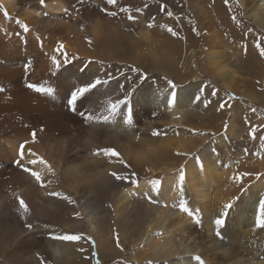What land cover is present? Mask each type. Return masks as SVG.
Masks as SVG:
<instances>
[{"label": "bare ground", "instance_id": "obj_1", "mask_svg": "<svg viewBox=\"0 0 264 264\" xmlns=\"http://www.w3.org/2000/svg\"><path fill=\"white\" fill-rule=\"evenodd\" d=\"M238 2L249 13L247 18L264 30V0ZM116 4L107 0H44L43 5L40 0H0V264H92L84 259V254L90 255L88 235L98 252L109 250L114 260L117 248L105 233L115 227L122 237L127 236L125 241L143 247L142 258L152 259L146 264H199L195 256L204 264H264V228L256 227L261 182L244 190V198L226 215L221 213L225 223L217 225V219L204 214L209 210L200 200L208 195H200L198 189L224 177L227 170L216 173L217 158L207 149L199 152L198 160L180 162L179 151L186 146L183 139L173 136L177 131L173 125L186 116L188 111L179 108L198 93L199 78L195 67L184 66L178 72L184 62L181 44L185 36L193 41L185 32L188 22L184 16L185 21H178L175 13L149 21L146 13L139 12L129 19L132 15L126 16ZM231 9L221 4L222 15ZM17 20L29 30L25 32ZM171 23L183 33L180 40H172L175 36L163 31ZM134 25L135 29H126ZM59 44L64 47L58 51ZM126 50L130 58L123 59ZM219 55L209 51L205 56L211 73L220 77L223 89L247 94L239 89L236 71L228 69ZM53 56L60 63L58 69ZM65 57L70 63H64ZM131 64H142L139 70L147 74L149 64L151 71L165 73L174 88L157 78L144 81L129 69ZM110 65L129 70L117 71ZM97 78L108 83L69 106L71 92ZM28 84L53 92H39ZM173 92L175 102L169 107ZM126 94L128 100L108 121L86 119L88 114L108 115L107 101L124 100ZM129 109L132 121L126 124ZM154 131L158 134L153 135ZM106 147L119 156L94 154ZM181 166L183 198H189V209L198 221L197 231H188L185 239L182 213L172 220L176 209L170 208L181 198ZM25 169L40 172L43 186ZM112 172L125 179H116ZM153 180L160 181L158 190H153ZM51 192L63 193L75 203ZM17 195L28 204L29 213L20 210ZM220 201L224 210L228 199ZM157 230L162 232L161 240L151 244ZM64 234H82L83 238H52ZM214 238L218 244L207 243ZM241 241L242 245L237 244ZM128 255L139 261L131 251Z\"/></svg>", "mask_w": 264, "mask_h": 264}, {"label": "rangeland", "instance_id": "obj_2", "mask_svg": "<svg viewBox=\"0 0 264 264\" xmlns=\"http://www.w3.org/2000/svg\"><path fill=\"white\" fill-rule=\"evenodd\" d=\"M118 1L116 5L120 6L119 9L124 7L129 8V12H124L126 16L132 15V17H135L137 13L144 12L148 20L153 21L166 18L169 16L168 13L171 12L175 13L178 21H185L182 18L184 16L188 22L185 32H188L187 34L193 38V41L187 40L185 36L181 44L184 62L186 63L180 62L178 72L183 71L184 66L198 68L199 78L196 81L198 93L188 104L179 108L180 110L186 109L188 114L186 113L181 123L173 125L177 127V131L172 134L181 140L183 139L182 142L186 146L185 150L179 151L180 162H185L188 158L198 160L200 156L199 152L207 149L213 157L217 158L216 173L220 174L225 169L227 170L224 177L214 179L211 181V185L202 186V189H198V191L201 190L199 191L200 195H208L200 200L201 202H205V206L209 210L204 214L210 215L209 217L215 219L220 218L223 211L231 210L233 206L244 198V193L250 190L251 186L258 181L261 182V188L259 189L260 201L264 199V139H262L264 138V56L260 54V48H264V30L247 18L249 13H245L244 8L239 5L238 0H227V2L226 0ZM223 1L225 2L223 3ZM221 4L222 6L232 8L227 16L221 14ZM249 8L250 6H248L247 10ZM136 9H140V11H136ZM233 17H235V20H233ZM135 27L137 26H129L126 29L133 30ZM169 27L177 33L175 37L171 33L172 40H180L183 34L181 30L172 23L169 24ZM163 31L165 33L168 32L165 27ZM172 45L177 46L176 43ZM192 50L193 54H191ZM157 51L159 52L160 50ZM209 51L219 52V57L223 61L222 63H226L228 69L236 71L237 80L240 81V83H237L239 89H244L247 94L232 92L227 88L223 89L220 77L214 76L209 66H207L208 59L205 56ZM124 54L126 56L123 58ZM124 54L120 53L119 56L123 59L130 58L131 52L130 50H126ZM104 60L107 61V59ZM113 62L119 61L113 60ZM141 65L138 64L134 67L131 64L129 69L136 73L137 76L140 75L141 77L143 75L144 81L156 78L157 82L171 81L165 73L157 70L153 72L148 69L149 64L147 68L148 74L147 72L142 73L140 70H133L134 68H142L143 65ZM110 66L113 67L112 65ZM113 68L122 72L129 70L116 66ZM201 89H203L202 93ZM213 90L216 91V95L212 94ZM198 95L200 98L196 99ZM221 103H224L225 107L220 108ZM245 173L246 175H244ZM131 175L133 176V174ZM226 198L228 199V204H233L227 210L225 208L223 210L221 206L222 201L220 200ZM180 199L174 200L170 208L176 209L172 220H175L174 216L177 213H182V219L185 220L182 223L184 227L182 234L185 239L188 231L190 233L197 231L196 224H198V221L194 217L188 218V213L179 208ZM185 201L189 208L191 206L188 203L189 198L187 197ZM105 234L109 237V242L117 248L114 254L116 257H113L115 259L110 260L111 252L109 250L104 249L102 252H98L95 241L88 234L87 242L90 245V255L89 253L84 254V259H90L89 262L91 261L92 264H140L142 262V264H146L147 262H152V259L149 257L142 258L144 253H146L143 247L141 248L140 245L132 241L129 242V240H126V242L125 237L127 236L122 237L116 227L108 229ZM161 234L160 230L154 231L151 244L160 241ZM217 237L219 238V236ZM216 240L217 238H214L213 241L209 240L207 243L210 245L218 244ZM123 242L126 244H123ZM237 244L242 245L243 242H237ZM130 251L139 258L138 262L128 257ZM241 251L243 252L242 254L251 253L249 250ZM127 252L129 253L127 254ZM218 253H220V250ZM229 255L234 254L230 253Z\"/></svg>", "mask_w": 264, "mask_h": 264}, {"label": "snow or ice", "instance_id": "obj_3", "mask_svg": "<svg viewBox=\"0 0 264 264\" xmlns=\"http://www.w3.org/2000/svg\"><path fill=\"white\" fill-rule=\"evenodd\" d=\"M227 2V0H226ZM40 3L41 5L44 4V0H40ZM107 3L108 4H112V5H115L117 3V0H107ZM120 11L122 12H129V8L127 7H124V8H121ZM136 11H140V9H136ZM5 16L7 17L8 14L7 12L4 13ZM110 15H116L115 12H112V13H109ZM169 16L172 15L171 12L168 13ZM134 17L132 16H129V19H133ZM233 20H235V17H233ZM17 23L20 24V26L23 28V30L25 32H27L29 29H28V26L26 24H24L23 22L17 20ZM152 25L150 24L149 27H151ZM168 31L172 33V35H177V33L171 28L169 27L168 28ZM195 31V29H194ZM63 44H59V47H58V51L59 50H62L63 49ZM257 47H259V45H257ZM260 54L261 56H264V48H260ZM52 62L53 64L55 65V68L58 69L60 67V63L59 61L56 59L55 56H53L52 58ZM64 63L67 64V63H70V61L65 57L64 59ZM134 71H139V69H133ZM144 76L141 75V79H143ZM109 79H111V77H109ZM108 81L107 80H101L99 78L93 80L91 83H87L85 85H82V86H78L76 87L72 92H71V96L70 98L68 99V104L69 106H74L77 102V100L81 97H84L86 93H89L91 90L95 89L98 85H102V84H107ZM168 84L174 88V85H173V82L172 81H168ZM29 88H34L36 89L37 91L39 92H47L49 94H51L53 92V89L52 88H44V87H37V85L35 84H28L27 85ZM203 92V89H201V93ZM213 95H216V91L213 90ZM175 92L172 93V95L169 97L168 99V105L169 107H171L173 105V103L175 102ZM199 95L196 97V99H199ZM128 100V95L126 94L125 97H124V100H116L115 102H112L110 99L107 101V110H108V115H105L103 117H94L93 115L91 114H88L86 116V119L87 120H93V119H103L104 121H108L112 116H114L120 106V104L124 103L125 101ZM207 104V102H205ZM225 107V104L224 103H221L220 105V108H223ZM219 110V109H218ZM82 115H84L82 113ZM132 121V118H131V110L129 109V113L128 115L125 116V120L124 122L126 124H130ZM158 133L156 131L153 132V135H157ZM33 140H35V132H33ZM264 139V138H262ZM27 143V142H25ZM21 149L24 148V144L22 143L20 145ZM31 151V150H30ZM103 153L104 155H107V156H119V153L113 149V148H110V147H106V148H98L96 149L95 153L94 154H100V153ZM198 159V158H197ZM35 161H30V163H34ZM121 163H124L123 160L120 161ZM199 162V161H198ZM17 163L19 164V161H17ZM40 163L44 164L46 167H47V170L49 172H52V168L50 165H47V162L44 161L42 158H40ZM21 167H23L21 165ZM26 171H30V174L36 179L37 182L41 183V185L43 186V181H42V176H41V173L40 172H36V171H31L30 169H25ZM111 175L113 177H115L116 179L118 180H123L125 179L124 176H121L119 175L118 173L116 172H112ZM246 175V173L244 174ZM237 179H239V177H237ZM183 181H184V171H183V166H181V170H180V175H179V183H180V196H181V199H180V202H179V208L184 211V212H187L190 216H193L194 218H196L193 214V212L187 207V203L185 201V199L183 198ZM133 184L136 183L135 180L132 181ZM152 184V187H153V190H158L159 186H160V181L159 180H153L150 182ZM49 195H52V196H59L63 199H66L69 201V203H75V201H73L69 196H66L64 195L63 193H59V192H51L49 193ZM16 199L19 203V208L20 210L27 214L29 213L30 209H29V206L28 204L24 201V199L22 197H20L19 195L16 196ZM231 207V204H226L224 206L225 210H227L228 208ZM198 211V210H197ZM76 215H79L78 213ZM222 215H226V211L224 213H222ZM215 223L217 225H223L225 223V221L222 219V218H217V220L215 221ZM28 228H31L32 225L31 224H28L26 225ZM256 227L258 228H264V199H262L260 201V205H259V209H258V213H257V217H256ZM217 236H220V233L217 232L216 233ZM53 239H58V240H62V241H78L80 239L83 238L82 234H64V235H54L52 236ZM119 246V245H118ZM194 259H196L199 264H204V261L201 259V257L199 256H195Z\"/></svg>", "mask_w": 264, "mask_h": 264}]
</instances>
